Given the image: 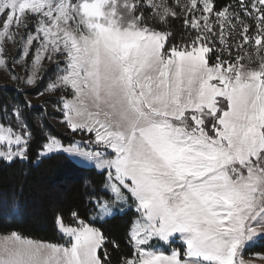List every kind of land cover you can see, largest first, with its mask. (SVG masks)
<instances>
[{
	"label": "snow or ice",
	"instance_id": "1",
	"mask_svg": "<svg viewBox=\"0 0 264 264\" xmlns=\"http://www.w3.org/2000/svg\"><path fill=\"white\" fill-rule=\"evenodd\" d=\"M171 19L185 28L176 43ZM9 41L27 85L63 57L47 90L67 93L62 122L98 149L47 136L39 155L62 150L106 173L112 199L96 202L98 217L136 205L133 253L118 264H253L243 254L264 238V0H0V67ZM14 116L0 120L9 162L32 140L19 106ZM72 216L78 226L57 217L67 244L0 235V264H113L105 234ZM177 240L170 254L153 247Z\"/></svg>",
	"mask_w": 264,
	"mask_h": 264
},
{
	"label": "trees",
	"instance_id": "2",
	"mask_svg": "<svg viewBox=\"0 0 264 264\" xmlns=\"http://www.w3.org/2000/svg\"><path fill=\"white\" fill-rule=\"evenodd\" d=\"M168 2L171 3V0ZM214 2L220 8L227 3H235V0ZM167 30L174 33L170 43H176L185 35L183 20L171 19ZM233 55H236L235 51ZM36 92L38 90L29 94ZM25 95V92L18 90L0 88V115L9 114L13 109L12 104L14 108L19 106L32 131L26 162L0 161V234L16 231L34 240L67 244L68 241L58 231L57 217L62 216L67 225L77 226L78 222L72 216L76 212L79 219L87 223L96 212V202L111 200L112 193L105 188V172L81 168L62 154L40 158L45 137L36 117L44 111L27 106ZM52 133L56 136L55 132ZM55 187L59 192L53 191ZM134 217L135 213L131 210L124 216H116L97 225L108 238L106 247L113 264H118L121 258L133 253L129 231ZM112 242L118 248H114Z\"/></svg>",
	"mask_w": 264,
	"mask_h": 264
},
{
	"label": "rangeland",
	"instance_id": "3",
	"mask_svg": "<svg viewBox=\"0 0 264 264\" xmlns=\"http://www.w3.org/2000/svg\"><path fill=\"white\" fill-rule=\"evenodd\" d=\"M34 21H29L27 28H21L20 32L22 34H25L32 30ZM244 48L247 49L248 53H251V49L248 48L247 45L244 46ZM239 54L245 55V52L240 50ZM6 55L8 57V67H0V88L4 90H18L20 92L26 93V98L28 101H30V105L33 108L42 109L44 112L42 114H38L36 119L39 122L40 127L43 130V134L45 137L46 143V137L47 136H54L57 139H59L65 147H67L69 144H72L74 142H78L79 145L84 148L86 151H94L98 150L94 146L90 144H86L85 142L92 139V135L85 133V132H73L71 129L67 126L66 123H63V113L60 110L61 105V97L67 95L64 91H57V92H50L47 90V87L49 83H51L56 76L58 75V61L63 60V57H53V61L49 62L47 60L43 63V70L39 73V79H37L36 83L34 85H27L24 83V80L27 77V73L24 70L23 64L17 63L14 66L13 70V61L19 56V45H13L11 41L8 43V47L6 49ZM63 66L62 63L60 65ZM12 75H16L19 77V79H11ZM35 94H29L30 92L36 91ZM70 98V97H69ZM12 110L9 114L0 115V120H8L15 122L16 118L14 116V105L12 104ZM26 122V121H25ZM55 132L56 136L52 133ZM30 144V143H29ZM29 148V145H28ZM111 152V150H108ZM65 155L68 157L75 165L84 168V169H95L97 172L102 173L104 171L97 169L94 167V164L92 161L87 160L84 157H79L73 154L66 153L64 151H56L53 153H49L46 155H39L40 158H46L54 155ZM23 161L26 162L27 159H13L11 162H9L6 159L0 158V161H4L6 163H12L14 161ZM59 189L57 187L54 188L53 191L59 192ZM133 210L135 213V217L132 221V223L135 221V219L138 218L139 213L136 211V205L131 197H129L128 201L126 203L118 202L113 206L111 215L104 216V217H98L97 213L95 212L93 215H91L89 224L92 226L97 227L98 224H103L106 221L116 217V216H124L129 211ZM132 225V224H131ZM78 226V225H77ZM58 227V226H57ZM131 228V227H130ZM60 235L68 241V237H66L59 229H58ZM130 232V231H129ZM0 235H6V234H0ZM130 239V236H129ZM153 247L155 249L164 251L165 254H170V252L174 248L181 247V242L177 240L174 243L168 244V243H161L154 241ZM261 257H264V238H257L255 242L252 244V246L246 247L243 258L246 261H252L253 264H264V259H261Z\"/></svg>",
	"mask_w": 264,
	"mask_h": 264
}]
</instances>
